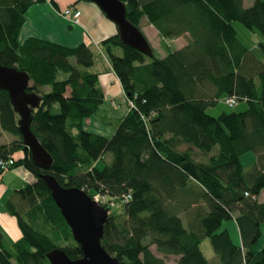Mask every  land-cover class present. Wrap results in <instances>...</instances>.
Listing matches in <instances>:
<instances>
[{
	"label": "trees",
	"instance_id": "1",
	"mask_svg": "<svg viewBox=\"0 0 264 264\" xmlns=\"http://www.w3.org/2000/svg\"><path fill=\"white\" fill-rule=\"evenodd\" d=\"M45 1L0 0V65L29 75L27 91L40 98L31 131L53 158L46 170L33 162L19 114L0 88V131L13 138L0 140V161L13 160L6 170L24 166L36 177L5 203L21 236L9 242L0 233V264H51L47 253L55 248L72 260L83 256L40 177L46 173L105 199L102 245L121 264H165L168 256L177 264H264V247L252 250L264 235V60L234 26L264 38V0L249 7L244 0H121L140 30L146 20L164 40L185 38L164 57L125 45L118 32L100 42V52L84 42H20L26 13ZM259 48L264 55V42ZM111 71L133 103L120 119L101 109L100 76ZM225 97L247 108L209 115ZM94 115L114 126L111 136L86 128ZM249 152L255 161L244 168L241 157ZM228 220L240 245L221 230ZM204 239L215 261L204 255Z\"/></svg>",
	"mask_w": 264,
	"mask_h": 264
},
{
	"label": "water",
	"instance_id": "2",
	"mask_svg": "<svg viewBox=\"0 0 264 264\" xmlns=\"http://www.w3.org/2000/svg\"><path fill=\"white\" fill-rule=\"evenodd\" d=\"M89 1L96 4L117 26L122 43L150 57L153 56L152 46L144 33L128 20L123 1ZM29 85L30 77L27 73L15 67L0 65V88L9 93L14 110L19 114L18 126L25 145L24 150H29L33 162L46 170L52 165L53 158L31 131L32 110L39 106L40 98L27 91ZM40 177L45 180L83 254L81 258L72 260L63 249L55 248L47 253L51 264H121L118 258L102 245L109 210L83 189L63 187L49 173L41 174Z\"/></svg>",
	"mask_w": 264,
	"mask_h": 264
},
{
	"label": "crops",
	"instance_id": "3",
	"mask_svg": "<svg viewBox=\"0 0 264 264\" xmlns=\"http://www.w3.org/2000/svg\"><path fill=\"white\" fill-rule=\"evenodd\" d=\"M70 4H76V7L82 12L81 25L80 24L72 25L69 21L57 15V11L66 8ZM117 32H118L117 26L104 15V13L101 11V9L96 4L90 1L46 0L43 3L33 5L26 13V23L21 30L19 41L23 42L28 37H38L41 39H46L49 41H53V42L60 43L65 46H71V47L84 42L90 45L92 49L97 51V49L99 48V51H100L101 50L100 42L104 40L105 38L116 34ZM185 43L181 45V47H183ZM99 66L101 68L103 67L101 61H99ZM99 83H100V87L105 92L107 99L112 98L110 100L114 99L116 101V98L120 96H123V98L126 99L124 91L120 84V81L118 80V78L112 71L102 74L100 76ZM104 111L108 115V117L120 119V118H123L127 114L128 108L126 109V111H124V113L120 117L110 116L106 110ZM114 130L115 129L113 126V129L111 130L112 132L111 134L114 133ZM3 135H4V132L0 131V137H2ZM11 139L13 138H9L6 142H9ZM17 154H16V157L22 156V154L20 156H18ZM4 173L3 175L0 176V189L4 188L3 192L7 191L5 181L8 178H11L12 181H16L14 183V187L12 188V190L10 191L9 189L10 192L7 191V193H9L8 198L11 196V194L15 190L23 188L28 183H34L36 180V177L30 171H28L24 166H19V167L10 169ZM1 207L5 208V212L3 213L1 212L0 216H2L4 213H7L5 203L2 206H0V208ZM224 229L228 230V228H224ZM1 230L4 231L2 227L0 226V233H1ZM236 235H237L236 239H233L232 236L231 238L235 244L240 245L241 238H240L238 229H237ZM20 236H21V233L19 234L18 238H20ZM18 238H16V240ZM202 244H201V249H202ZM156 254L159 257H164L162 254H159V253H156ZM214 254L212 255L211 258L212 260L215 261L217 257L216 255L214 256ZM170 258L174 259V264H177V260H178L177 256H168V259ZM168 259L166 263L168 262Z\"/></svg>",
	"mask_w": 264,
	"mask_h": 264
},
{
	"label": "rangeland",
	"instance_id": "4",
	"mask_svg": "<svg viewBox=\"0 0 264 264\" xmlns=\"http://www.w3.org/2000/svg\"><path fill=\"white\" fill-rule=\"evenodd\" d=\"M253 2H254V0H244V5L246 7H249L253 4ZM70 8H73L75 11L80 12L78 25L79 24L81 25L82 12L76 7V4H70L66 8L57 11V15L60 16L61 18L65 19V20H67V18L63 16V12L65 9H70ZM234 26L237 30L238 36L241 39V41L245 45H247L248 47L254 49L257 56L264 60V55L262 54V52L259 48V44L262 41L264 42L263 36L256 31H252V30L246 28L240 22H234ZM141 27H142L144 35L146 36L147 40L151 44L153 51L157 57L166 56L168 51H172L174 49H177V48L181 47V45H183L186 42L185 38H183V37H180L177 39H165L164 40L163 38H161L159 36V34L157 33V30L152 25L148 24V22L146 20L142 22ZM97 51L100 52L99 48L97 49ZM110 99H112V98H110ZM110 99L106 98L104 101V104L101 107V109L106 110L110 116L120 117V116H122L124 111H126L127 108L129 109V104H128L127 100L123 98V96L117 97L116 101L114 99L113 100H110ZM246 108H247V103L245 101L239 102V104L235 107H229L228 105L224 104L223 101H220V102L216 103L215 105L210 106L207 109V113L211 116L218 117L224 111H226V112H232V111L240 112V111H244ZM85 126L91 132L100 133V134H103L106 136L112 135L111 130L113 129V126L104 123L97 115L92 116L89 121L87 120L85 122ZM5 134L6 135H3L2 137H0L1 141H5L6 139L9 138V136H11L8 133H5ZM17 153H18L17 154L18 156H20L22 154V152H17ZM254 161H255V154L253 152H249V153H247L241 157V163L244 166V168H248ZM8 170H10V169H8ZM8 170L1 171L0 176L3 175V173L7 172ZM5 182H6L5 185L7 187V191H9V189L11 191L12 188L14 187V183L16 181H12L11 178H8ZM3 190H4V188L0 189V200H1L0 206H2L4 203H6L4 201H6L8 196H9V193H7V191L3 192ZM96 198L100 199L99 196H97ZM1 212L2 213L5 212V208L1 207L0 213ZM2 216H0V226L2 227V229L4 231L1 230V233L5 236V238H7V240L9 242H14L16 240V238L19 237V234L21 233V231L19 229L17 218L13 215H10L8 212L4 213ZM2 224H3V226H2ZM224 228H228V230L231 233L232 238L236 239V237H237V235H236L237 234V226L233 220L225 221L221 226V229H224ZM262 230L264 233V227H262ZM60 244H62V243L60 242ZM263 247H264V235L259 240V242L255 245V248H253L252 250L258 252ZM152 250L155 252L154 247H152ZM202 250H203V253L206 255V257L209 260L213 261L211 257L214 254V252L211 248V245H210L208 239H204V242L202 244ZM214 256H215V254H214ZM165 264H174V259H172V258L168 259V262Z\"/></svg>",
	"mask_w": 264,
	"mask_h": 264
},
{
	"label": "built area",
	"instance_id": "5",
	"mask_svg": "<svg viewBox=\"0 0 264 264\" xmlns=\"http://www.w3.org/2000/svg\"><path fill=\"white\" fill-rule=\"evenodd\" d=\"M79 15L80 12L75 11L73 8L70 9H65L63 12V16L67 18L68 21H70L72 24H78L79 22ZM223 103L228 105L229 107H234L237 105L238 100L235 97H225L223 100ZM128 104L130 107L133 106V103L131 101H128ZM13 164V160H8V161H0V172L3 170H6L10 165ZM101 204L105 201V199H97ZM103 205V204H102Z\"/></svg>",
	"mask_w": 264,
	"mask_h": 264
},
{
	"label": "bare ground",
	"instance_id": "6",
	"mask_svg": "<svg viewBox=\"0 0 264 264\" xmlns=\"http://www.w3.org/2000/svg\"><path fill=\"white\" fill-rule=\"evenodd\" d=\"M12 168V167H11Z\"/></svg>",
	"mask_w": 264,
	"mask_h": 264
}]
</instances>
